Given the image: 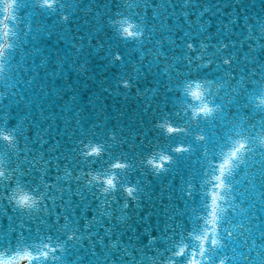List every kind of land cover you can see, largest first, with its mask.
Wrapping results in <instances>:
<instances>
[{
	"label": "water",
	"instance_id": "obj_1",
	"mask_svg": "<svg viewBox=\"0 0 264 264\" xmlns=\"http://www.w3.org/2000/svg\"><path fill=\"white\" fill-rule=\"evenodd\" d=\"M15 15V48L0 74V129L18 140H0L12 173L0 183V250L39 251L50 237L64 245L55 264H187L195 237L211 228L214 164L243 138L249 149L228 181L235 199L221 220L223 246L206 255L211 264H264V0H58L55 10L18 0ZM124 18L143 28L140 40L121 37ZM195 80L218 109L210 118H194L200 102L186 89ZM169 121L187 133L156 127ZM89 141L105 154L83 158ZM182 144L192 151H172ZM161 153L174 162L157 172L147 160L158 164ZM115 160L131 167L117 170L118 191L99 197L80 172L109 173ZM14 184L43 197L38 209L12 205ZM181 243L188 252L173 256Z\"/></svg>",
	"mask_w": 264,
	"mask_h": 264
},
{
	"label": "clouds",
	"instance_id": "obj_2",
	"mask_svg": "<svg viewBox=\"0 0 264 264\" xmlns=\"http://www.w3.org/2000/svg\"><path fill=\"white\" fill-rule=\"evenodd\" d=\"M15 2L16 0H0V3L4 5V7L0 10L5 13L3 17H0V74L6 72L9 54L15 48V45L12 41L17 33L10 24V21L14 22L17 20L14 6ZM57 3L58 0H42L43 6H46L51 10H55V6ZM63 19L67 21L68 17L64 16ZM118 23L120 24V35L122 38L130 40H140L144 36L143 28L130 19L124 18L118 21ZM116 59L120 60L121 57L117 55ZM189 85L193 87V89L199 96H205L206 85L202 81L195 80ZM124 86H129L127 81L124 82ZM262 103H264V101H262ZM208 107L213 106L209 104ZM213 110H215L214 107ZM169 126H174V124L169 121L165 123L157 122L156 125V127L163 129L168 134L169 132L167 131V129ZM0 140L6 141L11 147H16L18 143L15 131L11 129H0ZM81 143L83 144L81 156L85 159H87L88 157L100 158L105 154V148L102 144L96 143L94 141ZM152 161H155V155L149 156L147 163L149 165H153L157 172L161 171L158 167H156L154 163H150ZM130 167L131 164L126 161L115 160L108 165V168L111 170V172L109 173L101 174L100 172L90 169L87 172L81 170L80 175L87 178V185L96 186L99 197H106L109 194L118 191V181L120 178L116 174L117 170L126 171ZM11 178L12 173L10 169L6 167L4 160L0 158V183L9 182ZM123 190L128 197L134 199L133 194L136 191L135 187L125 186ZM7 198L15 208H18L21 211L36 210L43 200V197L36 196L34 194V191L22 188L15 184L13 185L12 191L8 193ZM112 199H115V196H113ZM207 234L208 231H205L204 235L195 237V239L199 242V251L197 252L195 248L191 251L192 259L190 261V264H208L211 256L206 255V253H209L210 251L206 250L204 247V244L207 241ZM68 239H77V237L75 233H70L68 235ZM52 243L54 242L51 241V238L49 237V243L44 244L39 251H34L33 247H30L28 245L20 246V250L15 251L11 254H9L7 249L0 250V264H33L34 261H52L53 264H55V262L58 261L60 257L54 255V253L57 251L63 252L64 245L62 243H57L56 247H52ZM112 247H116L115 243H113ZM177 248L179 249V253L177 251L172 253V255L176 257L188 250V245L186 243H181L177 245ZM198 256L199 259H197ZM227 260V257L221 258L218 261V264H227ZM163 264H175V260H165Z\"/></svg>",
	"mask_w": 264,
	"mask_h": 264
},
{
	"label": "snow or ice",
	"instance_id": "obj_3",
	"mask_svg": "<svg viewBox=\"0 0 264 264\" xmlns=\"http://www.w3.org/2000/svg\"><path fill=\"white\" fill-rule=\"evenodd\" d=\"M18 5V0L15 2V7ZM187 47L190 50H194V45L189 43ZM199 59V57H197ZM224 64L229 65L231 61L229 59H225L223 61ZM199 87V86H197ZM189 94L193 97V99L200 102V106L193 110L194 118L199 117L201 114L205 116V118H210L215 112L218 110L214 107H208L209 104H214V101H209L205 96H199L191 85L186 89ZM209 94H210V90ZM167 131L170 135L178 134V133H187L188 129L186 127L177 128L175 126H169ZM239 135V134H238ZM114 139V137H113ZM195 139L197 141L203 142L207 138L203 134H197ZM249 149V141L246 139H237L233 141L232 147L225 153L221 155V159L218 163L214 164V174L212 176V186L208 191V196L210 197V203L206 205L207 208V223L211 225V228L208 230L207 241L204 244L206 250H213L216 248H220L223 246V242L220 238V224L222 218L229 212L234 211L229 206V200H234L235 197L231 195L233 190V185L229 184V179L235 175V171L238 167H240L244 163L243 157L247 154ZM173 152L177 154H182L185 152L192 151L191 146L179 145L172 149ZM207 154V153H205ZM160 159L161 162L156 164L155 161L150 163H154L156 167H158L161 171H166V165L174 162V157L168 153H161ZM192 192H188V196L191 197ZM229 237L232 235L231 232L226 233ZM177 252L179 253V249L177 248ZM188 250L179 254L177 257L184 256ZM192 256L190 255L187 264H190ZM198 259V258H197ZM208 264H211V258L209 259Z\"/></svg>",
	"mask_w": 264,
	"mask_h": 264
}]
</instances>
